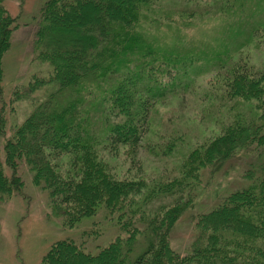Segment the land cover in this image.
<instances>
[{"label":"trees","instance_id":"16d2710c","mask_svg":"<svg viewBox=\"0 0 264 264\" xmlns=\"http://www.w3.org/2000/svg\"><path fill=\"white\" fill-rule=\"evenodd\" d=\"M155 1L44 0L40 7L34 60L50 70L46 79L28 83L24 97L15 92L11 99L28 100L38 90L46 97L29 99L30 111L9 135L0 114V204L22 190L18 173L24 164L32 183L48 192L63 224L74 227L107 213L116 218L119 233L96 254L82 243L57 241L41 264H264V65L254 68L238 59L223 73L239 44L223 54L192 57L176 54L172 47L161 49L144 26ZM242 1L225 0L220 7L229 19L225 30L240 35L238 40L262 38L264 4H255L245 17L239 12ZM3 3L0 96L2 57L17 28ZM210 70L214 77L203 97L225 117L218 135L192 148L171 176L118 179L104 153L115 156L125 148L135 157L149 132L154 106L186 92ZM168 137L151 148L147 142L149 153L172 152L181 137ZM251 157L242 174L246 182L209 212L192 218L195 237L186 253H176L170 235L192 206V190L202 172L213 175L230 161ZM61 158L68 163L63 172L54 163Z\"/></svg>","mask_w":264,"mask_h":264},{"label":"rangeland","instance_id":"374dc122","mask_svg":"<svg viewBox=\"0 0 264 264\" xmlns=\"http://www.w3.org/2000/svg\"><path fill=\"white\" fill-rule=\"evenodd\" d=\"M260 1L243 0L239 12L248 17L255 4H264L258 3ZM43 2L44 0H4L3 3L8 14L15 19L17 27L12 32L9 47L2 57L0 114L5 117L7 135L13 126L21 124L30 111L32 106L29 99L42 101L46 97L43 90H38L29 94L28 100L14 102L11 99L12 96L15 99V92L24 97L28 83L33 78L46 79L50 70L47 64L34 60L35 30ZM223 2L225 0H157L147 13L144 26L151 32L149 38L155 39L161 49L169 50L172 47L176 54L185 56L188 53L191 57L194 53L211 55L212 51L223 54L227 48L239 44V52H232L230 62L221 70L223 73L238 59L254 68L262 67L264 34L261 35L262 38L246 41L247 38L238 40L236 38L240 35L227 32L225 27L229 19L221 15L220 9ZM259 17L253 18L254 23ZM213 73L210 70L195 78V84L189 90L177 92L179 96L168 97L154 106L149 118V132L135 157L130 156L125 148L118 150L115 156L104 153L102 158L109 166H115L114 173L118 179L140 177L150 180L164 177L165 174L171 176V170L178 168L192 148L218 135L222 124L220 122L225 121V117L221 110L213 112L210 108L212 104L203 97L209 81L214 77ZM42 89L50 92L51 87L45 86ZM214 116H219V120L215 122ZM169 135L181 137L172 152L164 155L158 152L157 147L155 151L159 153L158 156L149 153L147 142L148 148H151L158 143L159 138L169 139ZM164 146L165 144L163 149ZM0 155L2 157V153ZM250 159L253 157L245 161H230L213 175L206 170L202 172L199 184L192 190V206L185 211L170 235V245L176 253H186L195 237L192 218L209 212L222 198L238 190L246 182L242 174L249 169ZM54 163L58 164L60 172L68 166L66 158ZM18 174L23 181L22 190L0 204V264H41L51 245L65 239L82 243L87 252L96 254L119 235L114 225L116 218H111L107 213L83 219L74 227L66 226L52 209L48 192L32 183V175L24 164H21Z\"/></svg>","mask_w":264,"mask_h":264}]
</instances>
